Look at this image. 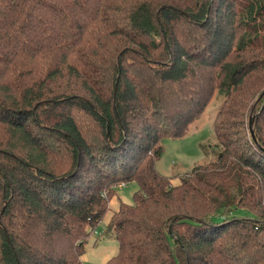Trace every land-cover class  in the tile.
Masks as SVG:
<instances>
[{
    "label": "trees",
    "instance_id": "trees-1",
    "mask_svg": "<svg viewBox=\"0 0 264 264\" xmlns=\"http://www.w3.org/2000/svg\"><path fill=\"white\" fill-rule=\"evenodd\" d=\"M216 91L215 159L161 175ZM129 182L107 264H264V0H0V264H81Z\"/></svg>",
    "mask_w": 264,
    "mask_h": 264
},
{
    "label": "rangeland",
    "instance_id": "rangeland-1",
    "mask_svg": "<svg viewBox=\"0 0 264 264\" xmlns=\"http://www.w3.org/2000/svg\"><path fill=\"white\" fill-rule=\"evenodd\" d=\"M223 99L224 96L216 91L203 115L189 127L187 135L179 139L163 140L162 154L155 165L156 170L161 175L172 178L178 174L190 172L195 166L215 159L217 148L212 122ZM253 107L252 105L249 107V114L245 119L248 128L249 121L253 118L251 115ZM172 183L177 184V179L173 178ZM137 189L135 182L126 183L121 188L116 189L115 195L109 202V210L84 245L81 264H107L117 254V241L113 238L103 237L101 234L120 203L132 205V196ZM233 216L246 217L249 216V213L244 210H237L231 214V217ZM219 219V215L213 217V221Z\"/></svg>",
    "mask_w": 264,
    "mask_h": 264
},
{
    "label": "water",
    "instance_id": "water-1",
    "mask_svg": "<svg viewBox=\"0 0 264 264\" xmlns=\"http://www.w3.org/2000/svg\"><path fill=\"white\" fill-rule=\"evenodd\" d=\"M253 120H254V118L250 119V121H249V134H250L252 140L255 141L254 134H253V128H252Z\"/></svg>",
    "mask_w": 264,
    "mask_h": 264
}]
</instances>
